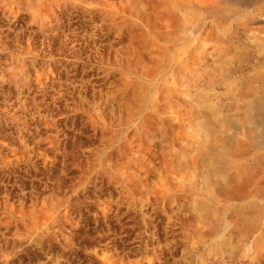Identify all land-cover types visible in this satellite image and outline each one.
I'll return each instance as SVG.
<instances>
[{"label": "rangeland", "instance_id": "rangeland-1", "mask_svg": "<svg viewBox=\"0 0 264 264\" xmlns=\"http://www.w3.org/2000/svg\"><path fill=\"white\" fill-rule=\"evenodd\" d=\"M261 26L264 0H0V264H264V129L241 154L226 94Z\"/></svg>", "mask_w": 264, "mask_h": 264}, {"label": "crops", "instance_id": "crops-1", "mask_svg": "<svg viewBox=\"0 0 264 264\" xmlns=\"http://www.w3.org/2000/svg\"><path fill=\"white\" fill-rule=\"evenodd\" d=\"M226 53L238 59L240 75L242 74L247 82L245 87L239 85L235 86L232 91L226 90L232 103L228 111L229 117L235 123V128L240 130L238 143L240 153L244 154L242 150L244 140L252 142L254 132L258 133L260 129H264V26L256 28L243 40H233L232 45L227 47ZM214 121L219 122L220 120ZM247 123L250 125L248 126ZM256 140V145L253 147L259 159V156L264 154H261V144L258 143L261 140L258 137ZM254 152L252 148L250 153ZM260 188L264 186L261 185Z\"/></svg>", "mask_w": 264, "mask_h": 264}, {"label": "trees", "instance_id": "trees-1", "mask_svg": "<svg viewBox=\"0 0 264 264\" xmlns=\"http://www.w3.org/2000/svg\"><path fill=\"white\" fill-rule=\"evenodd\" d=\"M88 220L93 221V218H89ZM98 221H99V224L97 226H95L93 223H91L90 225L87 226V228L90 230L91 233L101 232L104 229L103 228L104 226H102L103 225L102 219L99 218ZM80 231H81V233H83L84 230L81 229ZM81 245L83 246L84 244H81Z\"/></svg>", "mask_w": 264, "mask_h": 264}]
</instances>
